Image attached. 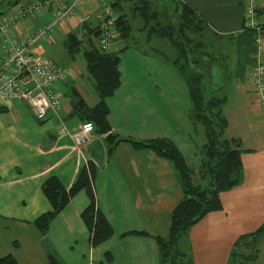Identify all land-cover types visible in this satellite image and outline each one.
Masks as SVG:
<instances>
[{
    "label": "crops",
    "instance_id": "1",
    "mask_svg": "<svg viewBox=\"0 0 264 264\" xmlns=\"http://www.w3.org/2000/svg\"><path fill=\"white\" fill-rule=\"evenodd\" d=\"M5 1L0 0V12L11 16L18 3L25 4L31 0ZM106 1L111 4L116 0ZM118 1L122 6L130 3V0ZM176 1L186 5L203 21L207 38L220 45L221 70L225 72L228 86V91L222 94L216 91L218 96L225 98L221 108V117L225 121L222 139L237 142L242 165L239 184L220 194L221 210L207 214L192 226L180 243L186 245V255L192 264H228L235 251H239L241 258L250 260L254 255L249 258L251 251L247 252L243 247L257 239L260 241L264 235V230L258 232L264 227V110L250 77L256 62L264 65V0H258L257 4L259 30L245 28L244 0ZM81 11L97 18L99 2L86 0ZM74 16L58 25L57 33L63 25L65 37L75 30L82 37V24ZM51 17V13L44 10L17 20L12 29L17 38H23L51 21ZM93 23L96 24V21ZM52 39L53 35L49 34L39 41L34 46V52L45 57L43 43L52 45ZM2 57L0 45V61ZM63 66L70 67L73 74L56 84L61 98V109L56 118L49 116L38 121L34 111L18 100L10 108L0 109V257L10 255L18 264H46L49 255L56 257L61 264H80L78 257L81 264H102L106 254H110L113 259L107 264H160L155 238L167 236L170 214L183 199L174 167L154 152L134 149L129 143H120L108 157L105 135L92 133L91 144L82 149L75 147L70 134L60 135L62 126L72 133L78 131L82 124L71 115L73 88L88 106L98 102L96 92L93 94L82 79L81 84L78 82L79 76H83L81 67L68 60ZM142 88L133 83L124 86L121 82L114 95L106 100L111 133L117 134L119 121L115 115L119 114L120 104L124 105L125 116L127 105L136 94L138 98L135 100L140 99ZM189 111L190 101L188 109L184 110L190 120ZM191 126L198 131L194 124ZM199 130L204 137L202 127L199 126ZM151 139L161 138L139 141ZM88 160L96 164V168L102 164L91 187L97 209L105 215L113 230V235L97 247H91L89 238L87 242L81 232L83 222L80 214L89 202L84 191L70 200L45 234L32 224L37 216L51 209L42 193L43 182L55 176L68 189ZM186 163L190 165L188 160ZM252 234L255 235L249 237ZM243 237L248 240L244 239L234 249ZM74 244L80 247L75 256L72 253ZM260 264H264L263 256Z\"/></svg>",
    "mask_w": 264,
    "mask_h": 264
},
{
    "label": "trees",
    "instance_id": "2",
    "mask_svg": "<svg viewBox=\"0 0 264 264\" xmlns=\"http://www.w3.org/2000/svg\"><path fill=\"white\" fill-rule=\"evenodd\" d=\"M129 2L125 6L120 5L118 0L111 3L112 9L114 8L117 13V20L114 26L116 37L110 50L103 51L100 49L99 43L96 46L93 44V40L98 42L102 34L100 16L96 18L86 13L89 15V19L81 25L82 37H79L78 32L74 31L64 38L62 44L69 63L75 61L76 56L82 51L85 70L93 81L94 90L98 97V102L90 107L73 88L71 115L75 116L82 124L87 123L92 126L91 142L92 133L98 136L105 135L108 157L120 143H129L134 149L150 150L172 163L180 182L183 199L170 214L167 236L164 238L157 237L155 242L160 252V264H192L188 255L178 249L180 247L178 241L180 238H185L188 230L207 214L221 210L220 194L239 184L242 175L240 151L236 141L222 139L225 121L221 117V108L225 103V98L216 94L206 95L204 90L203 80L206 72L209 75L211 69V65L204 59L207 54L202 49V40L205 37L204 22L199 20L186 5H181L178 1H176L178 5L175 6V10H172L175 13L177 7L180 8L175 24L171 23L170 20L163 24L159 20L158 11H151V6H149L151 0H130ZM136 15L141 20L142 26L139 30L146 33L147 39L156 36L169 40L180 51L176 57L175 66H177L187 87L191 104L190 117L202 127L205 137L202 150L203 161L200 164V170L197 172L186 163L182 154L167 139L134 141L118 138L117 135L111 133L108 120L110 111L106 100L112 97L121 86V58L119 53L127 51L134 45L135 36L132 33L131 24ZM0 16L5 15L0 12ZM93 21H96V24ZM190 35L192 36L191 39ZM119 41L123 43L120 48L117 47ZM196 52H199V55H195ZM198 66H200L201 72L195 71ZM96 172V164L88 160L86 167L82 166L79 169L74 184L68 189L55 176L46 179L42 184V193L51 209L37 216L32 222L33 226L40 233L45 234L52 221L66 208L70 200L84 191L89 202L81 212L80 217L87 228L90 245L97 247L107 241L113 235V230L105 215L95 205L91 183ZM262 230L264 227L260 228L258 232ZM130 234L145 235L138 232H131ZM246 238L243 237L240 241L238 240L234 248H237L244 239L248 240ZM232 256L234 255L232 254ZM112 259V255L106 254L102 264L110 263ZM0 264H18V262L14 257L8 255L0 257ZM46 264L61 263L56 257L49 255Z\"/></svg>",
    "mask_w": 264,
    "mask_h": 264
},
{
    "label": "rangeland",
    "instance_id": "3",
    "mask_svg": "<svg viewBox=\"0 0 264 264\" xmlns=\"http://www.w3.org/2000/svg\"><path fill=\"white\" fill-rule=\"evenodd\" d=\"M4 2L6 1L4 0ZM176 5L178 4L175 0H151L149 3L152 12L158 11L159 20L162 21L163 24L169 20L171 23L175 24L180 11L179 7H177L175 13L172 11L175 10ZM15 11L16 9L14 8V12ZM132 21V33L135 36L134 45L130 51L119 53L121 58V82L124 83V86L126 83L128 86L133 83L134 86H143V88L141 89L140 99L135 100L138 98V94H136L134 99H132L133 101L130 102V105H127V113L125 116L122 110V108L124 109V105L122 103L120 104L119 114L116 113L115 115L119 121L116 135L118 138L136 139L134 141L156 137L169 139L179 148L178 151L189 161V164L198 171L203 161L201 146L204 143V137L203 134L201 135L200 133L199 124H197L196 121L194 122L190 117L191 111H189L190 120L188 119V113L184 112L185 109H188V92L185 81L182 79L177 66H175V60L180 51L177 46L173 45L169 40L161 39L156 36H151L150 39H147L146 33L139 30L142 25L138 15H136ZM70 22H72V20ZM54 30V33H51L54 43L52 45L43 43V55L63 66L67 63V56L62 44L66 29L62 25L59 33H57L56 27ZM191 38L192 36L190 39ZM215 42L212 38H207L206 34L202 40L204 45L203 52L207 54L204 56V59L211 65L209 75L208 72L202 69L206 72L203 80L206 95H218V93L222 94L224 91H228V86L223 74L225 72L221 70L222 62L220 61L221 58H219L220 45L218 43L217 46ZM93 44L96 46L98 42L93 40ZM122 45L123 43L121 41L117 43V47L119 48L122 47ZM81 53H79L75 59V64L81 67L83 73V76H79L78 82L81 84L82 79L94 94L95 91L92 87L94 84L85 70V60ZM195 55H199V52H196ZM199 67L200 66L195 68V71L201 72ZM174 76H177V78L173 79ZM129 78L132 79L130 83H128L130 80ZM217 90L218 93L216 92ZM121 94L122 93H120V95ZM132 120H134V122L130 123ZM191 124H194L198 131H195ZM187 140L189 142L188 145ZM191 149L192 155L190 157ZM101 166L102 164L100 163L97 169L101 170ZM204 183L205 181L203 184ZM117 209L118 206L116 210ZM83 224L81 225V232L83 231L87 241L88 231ZM181 240L184 241V237L180 238L178 242L180 243ZM263 240L264 235L260 241L257 239L251 244L243 247L247 252L251 251L249 258H251L252 255H254V258L250 260L248 258L243 259L239 251H235V256H232L233 258L230 259L229 264H260L262 256L264 257ZM179 245L180 247L178 249H180L182 253L187 254L186 245L182 246L181 243ZM79 249V244H74L72 251L74 256ZM64 251H66V254L67 250L65 249ZM78 260L81 264L80 257H78ZM183 262L185 261L183 260Z\"/></svg>",
    "mask_w": 264,
    "mask_h": 264
},
{
    "label": "built area",
    "instance_id": "4",
    "mask_svg": "<svg viewBox=\"0 0 264 264\" xmlns=\"http://www.w3.org/2000/svg\"><path fill=\"white\" fill-rule=\"evenodd\" d=\"M86 0H31L18 4L11 16H0V45L3 57L0 61V109L10 108L14 101L24 102L34 111L35 118L43 121L47 117L58 116L61 109V98L56 91V84L64 82L72 76V69L61 66L49 58L34 52V46L49 34L54 28L69 18L77 17L80 24L89 19V15L81 13V6ZM100 7L102 34L98 40L103 51L112 48L115 35L117 14L106 0H97ZM245 28L259 30L256 22L258 0H244ZM49 11L51 21L36 29L23 38H17L13 31L15 22ZM79 13V14H78ZM251 81L257 89L264 110V65L260 62L251 68ZM91 125L82 124L76 132L69 133L62 126L59 134H70L76 148H85L91 142Z\"/></svg>",
    "mask_w": 264,
    "mask_h": 264
},
{
    "label": "bare ground",
    "instance_id": "5",
    "mask_svg": "<svg viewBox=\"0 0 264 264\" xmlns=\"http://www.w3.org/2000/svg\"><path fill=\"white\" fill-rule=\"evenodd\" d=\"M36 46V45H35ZM23 105V104H22ZM27 107V106H26ZM92 127V126H91ZM92 132V131H91ZM71 137V136H70Z\"/></svg>",
    "mask_w": 264,
    "mask_h": 264
}]
</instances>
